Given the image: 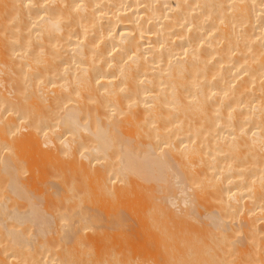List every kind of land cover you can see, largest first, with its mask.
<instances>
[{
    "label": "bare ground",
    "instance_id": "1",
    "mask_svg": "<svg viewBox=\"0 0 264 264\" xmlns=\"http://www.w3.org/2000/svg\"><path fill=\"white\" fill-rule=\"evenodd\" d=\"M5 14L0 264H87L86 230L132 224L177 264H264V0Z\"/></svg>",
    "mask_w": 264,
    "mask_h": 264
},
{
    "label": "rangeland",
    "instance_id": "2",
    "mask_svg": "<svg viewBox=\"0 0 264 264\" xmlns=\"http://www.w3.org/2000/svg\"><path fill=\"white\" fill-rule=\"evenodd\" d=\"M8 16L9 14L8 15L5 14L4 16L0 15L1 17L0 19H2L3 17L6 21L7 20L11 21L10 16L9 17ZM8 22L6 23L4 22V24L5 25L10 24V26L13 25L12 22L11 23L10 22L8 23ZM1 28L2 27L0 26V29ZM1 31H3V29ZM5 32L4 34L6 36V34H8V31L6 33ZM5 36L3 35V37ZM43 164L44 163H42V166L45 167V164L44 165ZM202 214L204 215V213ZM203 215H201V218H205L207 221V218L204 217ZM201 218L199 219V223L203 224L202 222L203 220L201 221ZM132 225L122 226L119 228L117 227L101 228L102 226H98L97 228V226H94L93 232L90 229L86 230L84 232V236H86V238L88 239L87 240L88 242H85V248H84L85 254H83L86 258L84 256L82 257L83 260H85V263L87 264H136V263L141 264L142 262L143 264H172V263L177 264L176 258L178 260V257L176 255V251L172 249L174 248L173 245L172 247H170V245L172 244V241H170L171 238H169V236H168L169 238L168 240L167 235L164 238L163 235L157 233L158 231H155L157 234L153 235V238L143 236L142 234H141L142 235L141 237L139 233L133 232L134 230L135 231L139 230V227L137 229V225L135 224H132ZM142 250L145 253H142ZM137 258L138 260L140 259L139 262H137Z\"/></svg>",
    "mask_w": 264,
    "mask_h": 264
}]
</instances>
